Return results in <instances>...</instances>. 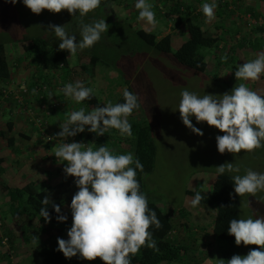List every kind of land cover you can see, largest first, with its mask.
<instances>
[{"label": "clouds", "instance_id": "clouds-1", "mask_svg": "<svg viewBox=\"0 0 264 264\" xmlns=\"http://www.w3.org/2000/svg\"><path fill=\"white\" fill-rule=\"evenodd\" d=\"M13 5L22 2L33 14L40 15L44 10L59 14L64 10L76 16L85 17L97 9L101 0H5ZM216 0L201 5L205 22L215 19ZM135 8L139 10L138 19L156 26L155 12L147 0H136ZM47 29L61 41L59 50H67L74 56L78 50L89 49L98 43L102 33L108 32L109 25L105 19L93 20L92 23H80V40L75 34H69L65 25L49 24ZM227 61V55L221 57ZM264 75V51L256 58L237 66L235 78L243 81L235 85L230 92L222 95L204 94L184 89L180 93L178 111L185 127L198 136L204 133L192 123H206L223 133L217 135L216 146L220 154L230 153L234 156L241 151L251 153L264 148V95L253 91L246 84L258 81ZM64 96L77 103L92 98L94 89L82 82L66 84L61 89ZM35 93V89H33ZM52 93L48 99L51 100ZM123 103L111 101L103 107L95 106L90 111L81 107L67 114V120L60 124L58 133L45 137V141L57 138L62 143L55 147L54 156L61 163L66 177L75 178L78 191L73 195L70 204L72 224L67 231L68 239L58 237L57 251L66 259L79 255L80 259L94 261L99 258L103 264H132V257L139 254L142 247L158 251L153 233V225L162 227L155 211L148 207V197L140 190L137 170L143 172L139 159L129 152L116 154L106 144L97 146L93 142H64L68 137H75L87 130L97 136H103L111 129L118 130L121 136H132V125L129 117L140 107L138 96L128 89L123 91ZM134 165V167H133ZM216 172L223 175L226 171L233 173L232 181L236 196L255 197L264 192V173L246 168L243 174L241 166L225 162L216 166ZM204 196L196 192L191 204L198 206ZM264 200V197H261ZM52 203L58 214V222H65L67 216L61 214V207L51 202L46 195L42 200L45 207L40 209V216L45 222L51 221L47 206ZM248 202L241 200V207ZM228 235L235 238L240 246L256 245L246 255H233L230 259H217L218 264H264V216L236 219L229 222Z\"/></svg>", "mask_w": 264, "mask_h": 264}, {"label": "trees", "instance_id": "trees-1", "mask_svg": "<svg viewBox=\"0 0 264 264\" xmlns=\"http://www.w3.org/2000/svg\"><path fill=\"white\" fill-rule=\"evenodd\" d=\"M160 1L161 0H154L152 2V0H149L147 2L155 3L160 9ZM101 3L103 4L104 10L109 6V11L105 12V14L103 12L102 14L98 7L96 12L94 10L93 12L88 13V15L91 17V20H93V16L98 18L101 13V16H103L105 21H108V25L112 26V29L121 35V40H117L116 37L113 38V40H108L103 37L102 40L94 45L95 48L91 47L89 49H84L83 51L78 50L74 56H70L68 51L59 50V45H57L58 42H53V39L48 38V36L41 34L32 35L27 40H22L20 42V47L24 56L18 60L16 58L9 60L6 53V46L3 42H0V81H7L10 78L14 72L13 69L15 68L16 63L29 61L31 65L34 66L29 73V80H27V82L25 81L26 83L23 82V86L17 83L19 88L22 86L20 97H15V91L9 92L7 96L8 98L11 94L13 95V99L11 100L12 105L15 103L18 104L20 106L19 109H23L24 106L30 107L28 109L29 114L33 116L34 119L36 117L35 121L41 117V122L44 124L45 118L48 115H51L54 110H57L56 107L62 103L60 100L64 94L61 89H63L66 84L75 83L77 81L90 87V80L92 78L95 80L97 77L96 74L100 73V68L107 64L108 59L105 55L108 52H112V50L114 51L111 43L114 41L116 46L122 42L126 43L128 40L125 41L127 38L124 36L127 33L131 34L133 37L130 41H132L131 49L134 50V52L140 50L146 51H141L143 54L142 56H144L143 58H146V56L152 51H158L162 54H169L180 65L189 69H193L197 72L206 71L205 60L207 59L205 58V55L209 53L211 49L217 47L219 39L215 35L208 34L206 29L200 24V21L202 23V18L204 16L200 10L201 7L199 8V15L191 14L195 11L196 6L193 3H186L185 0H168L170 6L169 10L163 12V8H161L162 15L167 18V23L173 22L172 27H178L180 24H184L182 32L183 35H186V39L178 44L176 49L173 50V42L171 39L173 35H176L173 32H169L158 38V33L147 31L143 27L132 31L128 28L131 24L128 22L129 18L127 13L130 12L127 10L131 9L134 12L136 11L135 15L138 13L135 8L136 0H101ZM199 3L198 0L197 4ZM242 13H251L253 16H264V13L254 15L250 11H242L241 14ZM239 15L238 25L243 34L237 33L235 38L228 42L229 44L226 46L228 48L224 45L227 61L222 62V60H220L218 64L221 66H223V63L227 66L231 65V60L237 56L232 49L236 44L243 45V43H246L245 45H250L253 50L262 49L263 47L264 43H257L256 40L252 41L253 38L250 34H252L254 30L257 31V29L264 31V27L257 26L247 28L239 22ZM120 18H122L123 22H121ZM167 23L165 27H168ZM257 35L258 33L255 36ZM203 48L206 49L205 54H201L200 50ZM131 49H128V51ZM113 56H116V52ZM84 75L87 78L81 80V77ZM126 78L127 79L123 81L125 84L118 86L122 87L120 93L117 92V96H112V93H108L111 96L108 100L113 104L124 102V89H128L138 96L132 86V76ZM23 88L26 90L24 91ZM33 89H35V93H33ZM101 89L103 90L104 88L102 87ZM49 93H52L54 99H48ZM2 95L3 94L0 91L1 99L3 98ZM138 102L140 103V107L134 110L129 117V122L132 125L131 137L121 136L118 130L115 129L109 130L103 136H97L95 133H91L87 130L90 126H86L83 133H78L75 137H68L66 140H68L69 143L73 141L85 143L93 141L94 143H97V146L106 144L116 154L131 152L143 165V172L137 170V179L140 183V190L146 194L145 176L151 174L156 167L159 147L155 139L157 138V131H154L153 127L147 123L145 119L137 118L141 109V100L139 96ZM80 104L85 106L86 111H90L95 106L103 107L100 102V97L95 92L91 99L80 102ZM42 106H45L46 109H43ZM37 109L41 114L37 115L35 112ZM41 111H45V114H42ZM31 124L35 127L33 123ZM6 125L7 129L11 130L12 124L7 122ZM36 130L38 129L36 128ZM0 137H6L8 146H12L15 143L14 137H7L6 131L1 128ZM61 142L63 141L60 138L47 141L48 144H55L56 146ZM120 147L124 148L122 149ZM3 161L4 158L0 157V165ZM52 161L56 163L57 170H59V167L63 169L66 166L65 163H61L60 161L55 162V158H53ZM63 176L64 177L60 180L48 183L47 181H43L40 178V175L35 172L30 179H25L22 184H12L8 186L6 193L8 195L7 202L11 219H21L23 227H30L36 223L39 232L50 235V237H52V235H57L60 238L68 239L67 231L72 224L70 204L71 199L78 191V188L74 183V177H66L65 173ZM232 176L233 175L228 172H225L223 175H219L217 172L214 173L209 192L185 187L184 196L187 198L189 197L190 199L188 200V204L185 205L184 200V206L177 207L175 215L170 214V210H164L160 207L158 201L156 202V200L153 201L148 198V207L156 212L162 225L159 229H156L154 225L149 229L153 233V239L156 241L158 251L142 247L139 254L132 257V264H178L183 255L191 249L189 248V242H185L188 239L192 241L196 239V242L193 243L194 246H198L197 241H199L201 237L205 239V236H210L213 243L216 242L217 239L224 241L223 245L220 243L221 246L215 244L219 257L222 259L228 260L233 255H237L240 248L235 244V238L228 235L227 232L231 219H241V198L234 193ZM196 192H200L204 196V200H202L198 206L193 207L191 200ZM46 195L51 202L60 205L61 214L67 216L65 222H58V214L54 211L52 203L47 206L51 221L46 223L44 218L40 216V209L45 207V205L42 204V200ZM0 207L2 206L0 205ZM213 211L214 213L212 214ZM203 217L204 219L210 218L209 220L210 224L212 223V227H205L203 224ZM208 229H210V231H208ZM206 233H208V235H206ZM22 234L25 235L23 232ZM5 235L7 238L0 235V257L5 263H9V252H4L3 243L6 240H9L10 242L11 236H9L8 233H5ZM257 247L258 246L256 245H251L250 250ZM57 248L58 244H55V247L50 246V248L46 245L39 247L37 254L40 257V264H103L99 258L94 261H87L80 259L79 255L72 257L71 259H66L63 253L56 250ZM197 259V262L201 260L199 258Z\"/></svg>", "mask_w": 264, "mask_h": 264}, {"label": "rangeland", "instance_id": "rangeland-1", "mask_svg": "<svg viewBox=\"0 0 264 264\" xmlns=\"http://www.w3.org/2000/svg\"><path fill=\"white\" fill-rule=\"evenodd\" d=\"M185 1L189 4L192 3V0ZM152 2L148 3L152 4V10L155 12L156 26L152 27L146 21L139 20V10H137L138 13L135 15L136 11L134 12L130 9L127 10L130 12L127 13V16L129 18L128 22L131 24L128 28L132 31L143 27L147 31L158 33V38L170 31L181 36L184 24H180L178 27H172L173 22L167 23V18L162 15L161 8H163V12L170 8L168 0L160 1V9ZM99 8L100 12L102 14L104 12L105 14V12L109 11L110 7L108 6L104 10L103 4L101 3ZM97 10L95 9V12ZM101 13L98 18L93 16V20L103 18ZM120 19L123 22L122 18ZM93 20H91L88 14L85 17H80L78 13L76 16H72L67 10L59 14H53L44 10L40 15H35L22 2L13 5L5 2V0H0V42H3L6 46V53L9 60L14 58L18 60L24 56L20 42L27 40L32 35H46L48 38L53 39V42H58L57 45H59L60 41L55 37L54 33L47 29L49 24L65 25L69 34H75L77 36V42H79L81 21L83 23H92ZM106 23L108 24V21ZM166 23L168 27H165ZM116 32L112 29V26H109L108 32L102 33L100 40L103 37L108 40H113L115 37L117 40H121V35ZM179 36L176 38V41L179 39ZM124 37L127 38L125 41L128 40L126 43L122 42L117 46L114 41L111 43L114 51L112 50V52H108L105 55L108 59L107 64L100 68V73L96 74L97 77L95 80L97 81L92 78L89 83L90 88L94 89V92L100 97L102 106H104L106 102L110 101L108 98H111L108 93H112V96H117V92L120 93L122 87L118 86L125 84L123 81L127 79L126 77L132 76V86L141 100V109L137 118L145 119L153 127V130L157 131V138L155 139L159 147V155L157 156L156 167L151 174L145 176L146 194L149 199L158 201L160 207L164 210H170V214L175 215L177 207L182 206L184 200V204H188V200L190 199L184 196L185 187H190L194 190L200 189L205 192L210 191L211 181L213 180L214 173H216V166L225 162L236 163L241 166L240 174H243L246 168L264 173V148L256 149L251 153L241 151L236 156L227 152L222 155L217 150L215 137L217 135H223V133L214 127H209L206 123H196L193 117L192 123L204 133L203 136H198L184 126L180 119L179 111L177 110L181 98L180 93L184 89L195 92L200 96L204 94L222 95L225 92H230L235 85L243 82L236 80L235 70L238 65L247 62V58L242 56V54L235 56L230 65L231 69L226 74H223L224 70L221 69L223 66H227L225 63L218 69V63L214 62L211 68L209 59L205 60L206 71L197 72L180 65L169 54H162L158 51H152L146 58H143L144 56H142L141 51L145 50L134 52L131 49L132 41L130 39L133 38L132 35L127 33ZM177 45V43H173V50L176 49ZM128 49L131 50L128 51ZM200 51L201 54H205L206 49L203 48ZM115 52L116 56H113ZM208 55L209 53L205 55V58H208ZM33 68L34 66L29 61L16 63L13 69L14 72L10 78L7 81H0V91L3 94V98H0V125L3 127L6 125L3 121L20 119V116L16 114H22L24 117L27 116L29 118L27 120L28 122L33 120V117L28 112L30 108L28 106L19 109L20 106L15 103L13 105V113H11L10 109L3 106L5 101H10L8 103L12 104L11 100L13 99V95L11 94L8 98L9 92L16 90L15 94L18 93L20 88L17 86V83L23 85V82H27L29 80V73ZM84 78L87 77L84 75L81 77V80H84ZM261 78L258 81L251 82L247 86L253 91L264 95V75ZM102 87L104 88L103 90L101 89ZM60 101H62V98ZM56 108L57 111L49 115L46 120H49V125L52 124L50 126L48 125V127H54L55 125L58 127V129H52L54 133L61 131L59 127L64 116L63 105L60 104ZM41 112L45 114V111ZM41 119V117L38 118L35 123L39 128L41 127L43 135L41 136L40 133L37 134V130L34 129L37 127H30V131L34 132L37 137H40L43 142H46V131ZM52 134H49V136H52ZM6 141V137H0V145L5 144ZM17 144L19 146L15 147L20 151L28 147V144L21 139ZM95 144L97 145V143ZM120 148L123 149L124 147ZM37 149L40 155L35 165L39 166L43 163L44 165L48 164L47 166L50 167L49 162H53L51 161L53 158H55V162L58 161L55 156L53 158L50 154L48 156V153H44V155L46 154L45 158L40 148ZM9 150L6 149L3 156H7ZM127 153L129 152H125L124 154ZM41 157L45 158V162L40 160ZM60 168H58L59 170L56 169L57 174L54 172L50 178H47L48 183L54 182L59 177H64ZM230 174L233 175V173ZM11 184H19V182L11 178ZM6 188L7 185L0 186V205L2 206L0 207V235L6 237L5 233H8L11 236L10 242L6 240L3 243V250L4 252H9L10 261L9 263H5L0 257V264H40V257L37 254L38 248L45 245L49 248L50 246L55 247L58 236L52 235L50 237V235L39 232L36 223L30 227H23L21 219H11ZM261 197H264V192L258 193L255 197H241L240 203L241 200L248 202L245 207H241L240 205L241 218L252 217L255 219L264 216V200H261ZM209 219H204L203 224L206 225ZM217 240L213 243L210 236H205V239L201 237L197 241L198 246H194L193 243L196 242V239L194 241H186L185 243L189 242V248L191 249L183 255L178 264H218L217 258L219 253L215 244L221 246L220 243L223 245L224 241L219 239L217 242ZM239 248L240 251L237 255H246L250 251L251 245L244 246L241 244ZM213 256L217 258L210 259ZM197 258L201 260L197 262ZM218 259L222 258L219 257Z\"/></svg>", "mask_w": 264, "mask_h": 264}, {"label": "crops", "instance_id": "crops-1", "mask_svg": "<svg viewBox=\"0 0 264 264\" xmlns=\"http://www.w3.org/2000/svg\"><path fill=\"white\" fill-rule=\"evenodd\" d=\"M197 2H198V0H192V3L196 6V9L191 14L199 15L198 12H199V8L201 7L202 3H205V2L210 3L211 0H199V2H200L199 4H197ZM216 4H217V7L215 9V19L211 23H206L205 17L203 16L202 23L200 21V24L202 25L203 28L206 29V32L208 34L215 35L219 39L218 40L219 44L217 45V47L211 49V51L209 52V55L207 56L208 58H206L207 60L208 59L210 60L211 68L214 65V62L218 63L221 60V57L226 55V53H225L226 50H224L225 49L224 45L226 47L229 44L228 42L235 38L237 33L243 34V32L240 30L239 25H238V15L241 14L242 11H250L254 15L264 13V0H216ZM170 32H172V31H170ZM257 33H258V35L255 36ZM250 35L253 38L252 41L256 40L257 43H262V42L264 43V31L257 29V31L254 30L252 32V34H250ZM178 36L179 35H175V36L173 35L171 41L173 43L175 42V44L176 43L180 44L186 39V35H183V32H182L181 36H179V39L176 41V38ZM239 43H241V42H239ZM245 44L244 43H243V45H237L236 44V46L234 45L232 47V49L234 50V53L236 55L242 54V56H244L245 58L248 59L247 61L255 59L256 54L264 51V44H263L262 49H258V50H253L250 47V45H245ZM226 48H228V47H226ZM220 66L221 65L218 64V69L220 68ZM221 69L224 70L223 74H226L229 72L228 70L231 69V67L230 66H223ZM261 79H263V78H261ZM251 82L252 81H248V82H246V84L249 85V84H251ZM12 91H16V90H12ZM52 98L54 99V97H52ZM62 99L63 100H62L61 104L64 107V116H63V121L61 123L65 122L67 120V114L68 113L75 111V110H79L81 107L85 108V106L81 105L80 103H77L76 101L72 100L69 97L62 96ZM8 102H10V101H5L3 106L10 109L11 113H13L14 107L12 104H9ZM56 111L57 110H54L52 112V114ZM35 112L37 113V115L41 114V113H39L38 109L35 110ZM14 114H16V113H14ZM16 115L20 116V119H18V120L16 119V120H12V121H3L6 124H7V122H10L12 124L11 130L7 129V125H5L4 127L2 125H0L1 129L6 130L7 137L12 136L15 139V143L12 146H10V145L8 146L7 142L5 144L0 145V157L4 158L3 163L0 165L1 166L0 167V171H1L0 186L1 185L2 186L7 185V188H8V186L12 185L11 184V178L18 181L19 184H22L25 179H30L35 174V172H37L40 175V178L43 181H47V178H50V176H52L54 172H55V174H57L56 163L49 162L50 165L52 166V167L50 166L51 169L49 166H47L48 164L44 165L42 163L39 166L35 165L36 161L38 160V156L40 155V152L38 151L37 148H40V150L43 152V155H44V153H48L47 155L48 156L51 155L53 158V156H54L53 154H54L56 145L55 144H48L47 142H43V140L40 137H37L34 132L30 131V127H33L31 123H33L34 126L37 127V129H38L37 134L40 133L41 136L43 135L41 127L39 128V126H37L35 123L36 117L34 119V117L32 116L33 120L28 122L27 120H29V118L27 116L24 117L22 114H16ZM47 117L45 118L44 124H43L44 129L46 131V136H49V134H52V133H53L52 134V136H53L55 134H54L52 129L53 128L58 129V127H56V125L54 127H48L49 120L46 121ZM50 125H52V124H50ZM46 126H47V128H46ZM34 129H36V128H34ZM20 139L25 141L28 144V147L23 151H20L17 149V147H15V146H19L17 143H19ZM6 149H10V150L7 152V156H3V153H5ZM44 157L46 158V154L44 155ZM44 157H41L40 160L45 162ZM60 179L61 178L59 177L55 181L60 180ZM7 188H6V190H7ZM213 213H214V211L212 212V214ZM203 219H204V217H203ZM209 224H210V220H209V222L206 223L205 227L206 228L208 226L212 227V223L210 225ZM208 231H210V229H208ZM187 241H191V240L188 239ZM216 258L213 256L210 259H216ZM218 258H219V256H218Z\"/></svg>", "mask_w": 264, "mask_h": 264}, {"label": "built area", "instance_id": "built-area-1", "mask_svg": "<svg viewBox=\"0 0 264 264\" xmlns=\"http://www.w3.org/2000/svg\"><path fill=\"white\" fill-rule=\"evenodd\" d=\"M239 22L247 28L257 27V26L264 27V16L262 15L253 16L251 13H242L239 15ZM21 88H20V91H21ZM23 90L25 91L26 89L23 88ZM20 91L15 94V97L17 96L20 97ZM42 108L46 109L45 106H42ZM64 142L69 143L68 140H65ZM63 169L61 168L60 171H62V173L64 174Z\"/></svg>", "mask_w": 264, "mask_h": 264}]
</instances>
